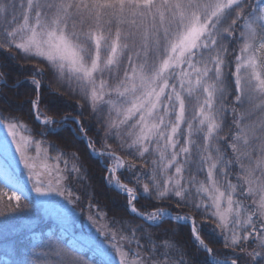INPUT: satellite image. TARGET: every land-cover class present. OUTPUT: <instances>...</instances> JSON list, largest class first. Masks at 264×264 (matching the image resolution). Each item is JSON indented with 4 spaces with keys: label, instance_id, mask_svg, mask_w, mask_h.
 Wrapping results in <instances>:
<instances>
[{
    "label": "snow or ice",
    "instance_id": "snow-or-ice-1",
    "mask_svg": "<svg viewBox=\"0 0 264 264\" xmlns=\"http://www.w3.org/2000/svg\"><path fill=\"white\" fill-rule=\"evenodd\" d=\"M0 49L45 62L57 83L85 101L76 115H43L39 92L48 73L33 72L32 107L48 129L40 136L63 126L78 130L90 152L110 162L108 184L148 226H101L111 250L92 241L91 261L78 241L50 237L39 245L47 259L38 264H191L169 230L149 231L169 220L190 226L206 264H238L236 249L250 264H264V0H0ZM85 105L102 133L99 150L80 119ZM0 126L11 136H0L4 179L16 189L0 191L6 207L19 209V193L27 198L33 190L72 203L67 181L84 179L79 155L36 139L16 117L0 116ZM109 139L150 165L147 171L112 151ZM15 153L31 189L14 175ZM126 166L144 197L174 200L211 219L212 234L234 251L214 252L195 215L140 211L136 189L116 175Z\"/></svg>",
    "mask_w": 264,
    "mask_h": 264
},
{
    "label": "trees",
    "instance_id": "trees-1",
    "mask_svg": "<svg viewBox=\"0 0 264 264\" xmlns=\"http://www.w3.org/2000/svg\"><path fill=\"white\" fill-rule=\"evenodd\" d=\"M11 55H14L16 59H9L8 57ZM38 68L48 73L46 77L41 78L42 87L39 92V111L41 113L43 112L45 115L58 120L64 114L76 115L78 111L77 105L85 104L81 97L70 94L60 83H57L52 78L45 62L36 59L25 60L16 49H12L11 52L0 49V73H2L0 80H5V83L0 85V116L16 117L32 130L36 139H44L49 144H57L68 154L75 152L79 155L80 159L78 163L82 167L84 179L69 177L68 185L73 192V197L71 198L75 200V207L79 210L82 225L86 224L91 216L96 221H99L98 224L104 223L109 228L123 226L125 231H127L129 225H144L147 228L148 226L144 221L130 213L127 197L107 185L105 181L106 170L102 167L99 160L89 155L86 143L77 137V135L80 136L78 130L74 134L72 127L63 126L58 127L55 133L49 132L50 134L46 137L40 136L41 132H47L48 130L37 121L34 114L31 101L36 99V93L34 86L30 82L33 72ZM46 85H51L50 89ZM80 119L84 122L86 129L90 127L93 129L88 135L92 140L96 141V148L101 149L103 147L102 133L100 136L96 134V129L99 125L92 119L90 111L86 107L85 115L80 117ZM225 131L227 132L228 130L225 129ZM108 144L111 145L114 152L129 163L135 164L136 169L147 171L148 167H150V165H144L142 161L122 151L117 141L111 140V143ZM49 151L51 152V149ZM119 177L124 183L136 189L139 196L136 207L140 211L149 212L157 207H164L174 214L195 215L198 226H201L202 238L214 252L223 254L233 252V249L224 247L223 242L218 236L212 234V228L215 225L211 219L202 217L184 206L177 207L174 200L156 201L154 198L149 199L144 197L141 194L142 188L134 180L130 179L127 166L125 170L119 173ZM199 178L203 179V176ZM0 191L4 192L2 186H0ZM7 203V199L0 200V212L4 213L0 215V222L3 226L9 224L11 229H14L12 226L17 225L14 222V212L22 214L25 208L34 210L37 207L35 202H25L20 207L22 210H19L20 208L9 210L6 207ZM36 211L37 223H29L23 229H19L20 233H13L12 231L7 237L0 240V264H38V262L47 259L43 255L46 249L39 245L47 243L50 237L57 238L56 235L58 234L49 235L48 233V231L57 227V224L45 218L40 209L37 208ZM97 229L99 228L97 227ZM165 229L169 230L168 235L176 240L185 252L189 253L185 259L189 260L191 264H206L205 257L207 253L199 249L188 224L166 221L160 228H151L149 231L154 234H163ZM37 232L40 234L39 239L34 235ZM101 235L106 239L104 231H101ZM38 240L40 242H37ZM236 250H238L236 252L242 258V261H238V264H250L247 258L238 253L239 249ZM81 253L90 261L96 259L89 252L84 251Z\"/></svg>",
    "mask_w": 264,
    "mask_h": 264
},
{
    "label": "rangeland",
    "instance_id": "rangeland-1",
    "mask_svg": "<svg viewBox=\"0 0 264 264\" xmlns=\"http://www.w3.org/2000/svg\"><path fill=\"white\" fill-rule=\"evenodd\" d=\"M4 83H5V80H3V81L0 80V85H2ZM83 102H85V101L83 100ZM85 107L87 108V105ZM34 114H35V110H34ZM42 114L45 115L43 112H42ZM38 122L41 124V121L39 119H38ZM51 133H55V132H51ZM48 134H50V133H48ZM0 136H7L8 140L11 142V136L8 134L7 129L2 127V126H0ZM77 137H79L78 139L83 140L86 143V141L83 139L82 136L77 135ZM111 140L116 142V140H114V139H109L107 141V143H111ZM86 147L88 149L89 155H91L94 159L99 160L100 164L105 169V164L110 163V162L107 161L106 158H98V157L94 156L90 152V150L87 146V143H86ZM12 149H13V151L15 150L14 144H12ZM111 150H112V147H111ZM15 157H16V160L12 162V168L15 169L14 175L16 177H18L20 180H22L23 182H25L27 184V187L29 189H31L32 182L28 178L27 169L24 168V165L22 162H19V153H15ZM6 167H7V162L4 158V155L2 153H0V186H2L4 188V193H6L7 195H11V192L16 191V189L13 188L12 186H10L8 183H6V181L4 179ZM122 171L123 170L118 171L116 173V175ZM105 177H106L105 181L107 182V179H108V173L107 172H106ZM120 180L122 181V179H120ZM68 182L69 181H67V184H68ZM107 185H109L108 182H107ZM109 186L113 187L111 185H109ZM129 187H132V186L129 185ZM115 190H117V189H115ZM117 191H119V190H117ZM19 194L22 196L21 205H23L22 203H25V202H29V203L35 202L37 207H35L34 210H29V209L25 208L22 214H20L18 212L17 213L14 212V214H13V217H15L14 222H16V224H17V225L12 226L14 229H11L9 227V224L6 226H3V224H1V222H0V240L4 237H7V235H9V233L12 231H13V233H20L19 229H23L26 225H29V223H37L38 218L36 216L37 215L36 210L38 208L42 211L45 218H47L48 220L53 221L57 224V227L48 231L49 235H51V234L53 235L54 233H56V234H58V235H56L58 239H61V240L72 239V240L78 241L80 243L81 252L85 251V249H84L85 247L89 249L88 245H90V243L92 241L103 242L104 247L111 250V247H110L108 240H106L101 235L100 227L105 225V224L104 223L98 224L99 221H96L94 218H92L91 220L86 222V224L82 225L80 213H79V210H77L75 207L76 203H75L74 199L71 198L72 203H69L68 199H66L64 196H60V195H57L55 193L51 194V196H48V197H41L34 190L30 192V196H28L27 198H24L25 194L23 192H21ZM137 196H138V194H137ZM138 199H139V196H138ZM41 200H49V201H51V203L41 205V204H39V201H41ZM136 202H135V204H136ZM12 203L14 204L15 201H12ZM19 210H22V208H20ZM68 210H71V211H68ZM180 223H184V222H180ZM97 227L99 229H97ZM34 235L36 238L39 239L40 234L38 232L35 233ZM37 242H40V241L38 240ZM86 251L91 252L88 250H86ZM235 251H238V250H235ZM248 251H251V248H249ZM238 253H240V252H238ZM240 254L243 255L245 258H247L248 262H250V259L244 253H240Z\"/></svg>",
    "mask_w": 264,
    "mask_h": 264
},
{
    "label": "water",
    "instance_id": "water-1",
    "mask_svg": "<svg viewBox=\"0 0 264 264\" xmlns=\"http://www.w3.org/2000/svg\"><path fill=\"white\" fill-rule=\"evenodd\" d=\"M135 217H137L135 214H133Z\"/></svg>",
    "mask_w": 264,
    "mask_h": 264
}]
</instances>
